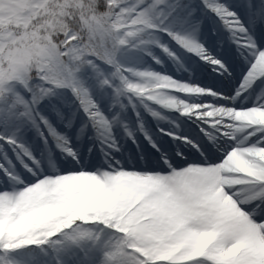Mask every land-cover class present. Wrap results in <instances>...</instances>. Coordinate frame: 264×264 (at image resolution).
<instances>
[{
	"label": "snow or ice",
	"instance_id": "1",
	"mask_svg": "<svg viewBox=\"0 0 264 264\" xmlns=\"http://www.w3.org/2000/svg\"><path fill=\"white\" fill-rule=\"evenodd\" d=\"M0 264H264V0H0Z\"/></svg>",
	"mask_w": 264,
	"mask_h": 264
}]
</instances>
